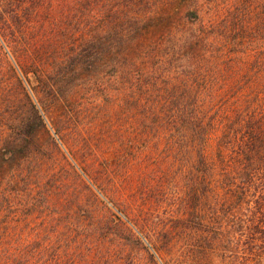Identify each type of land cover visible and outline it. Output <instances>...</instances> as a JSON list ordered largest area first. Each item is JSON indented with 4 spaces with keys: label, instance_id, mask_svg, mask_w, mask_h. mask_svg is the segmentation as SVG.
Returning <instances> with one entry per match:
<instances>
[{
    "label": "trees",
    "instance_id": "16d2710c",
    "mask_svg": "<svg viewBox=\"0 0 264 264\" xmlns=\"http://www.w3.org/2000/svg\"><path fill=\"white\" fill-rule=\"evenodd\" d=\"M191 4L195 0H0V38L21 62L25 76L35 75L33 91L43 109L56 116L55 133L61 141L65 138L71 155L81 156L83 171L92 178L104 182L110 172L107 167L97 169L101 164L94 158L97 149L109 140L121 150L128 145L121 134V139L116 137L115 113L109 115L105 108L108 98L125 110L132 106L140 112L141 125L149 116L157 119L156 128L170 125L176 140L188 135L198 143L207 174L204 196L212 190L208 181H213L214 172L219 174L221 191L216 207L210 209L214 225L204 221L198 225L208 240L224 239L229 252L236 249L260 260L264 258V9L257 26L250 28L237 13L240 17L233 29L228 15L227 24L202 26L198 35L184 37L185 45L178 51L190 59L212 53L215 60L218 55L226 69L219 72L224 80L215 92L206 90L204 79L195 77L193 86L171 95L175 106L163 109L166 99L156 95L158 78L147 72L146 63L162 47L167 50L170 27L182 24L185 14L197 18L196 12L184 11ZM207 36H215L217 43ZM26 95L36 123L46 128ZM108 123L112 127L107 130ZM20 128L21 139L35 136L38 130L28 119ZM216 136L218 145L214 154L209 153ZM16 161V154L0 151L2 210L11 206L10 192H16L12 189L17 185ZM94 185L101 191L98 183ZM0 224L4 226L1 219ZM2 234L0 230V264H84L77 250L61 257L60 252L37 246L9 248L2 244Z\"/></svg>",
    "mask_w": 264,
    "mask_h": 264
},
{
    "label": "rangeland",
    "instance_id": "374dc122",
    "mask_svg": "<svg viewBox=\"0 0 264 264\" xmlns=\"http://www.w3.org/2000/svg\"><path fill=\"white\" fill-rule=\"evenodd\" d=\"M263 9L264 0H195L189 5L184 11L196 12L197 18L185 14L182 24L170 27L167 50L162 47L146 63L147 72L158 78L156 95L166 99L163 109L175 106L171 95L193 86L195 77L204 79L206 90L215 92L224 80L219 72L226 69L218 55L215 60L212 53L190 59L178 51L185 45L184 37L198 35L202 26L208 29L227 24L228 15L233 29L240 17L237 13L250 28L257 26ZM207 37L212 44L217 43L215 36ZM0 45V151L17 156V185L12 188L16 192H10L11 206L0 209L4 246H37L60 252L61 257L77 250L84 264L91 259L92 264H264V258L253 260L236 249L229 252L223 246L224 239L208 240L207 232L198 225L202 221L209 227L214 225L210 209L216 207L221 193L217 188L219 174L214 172L210 176L213 181H208L212 190L204 196L207 174L198 143L188 135L176 140L170 125L156 128L157 119L149 116L141 125L140 112L132 106L125 110L108 98L105 108L109 115L115 113L116 137L121 139V134L128 145L121 150L109 140L97 149L94 158L101 162L97 169L107 167L110 172L104 182L92 178L84 173L81 156L71 155L65 138L61 141L55 133L56 116L43 109L33 91L35 75L25 76L21 62L1 38ZM26 93L46 128L36 123ZM163 109L159 111L163 113ZM27 119L34 121L38 130L35 136L21 139L20 126ZM109 127L112 124H107V130ZM212 140L213 148L208 151L214 154L217 136ZM14 141L18 144L9 145Z\"/></svg>",
    "mask_w": 264,
    "mask_h": 264
}]
</instances>
